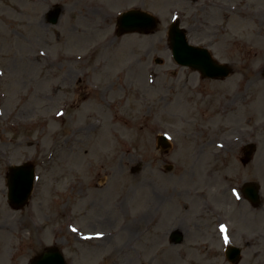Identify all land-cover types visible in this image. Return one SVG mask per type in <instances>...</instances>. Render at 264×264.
<instances>
[{
    "label": "rangeland",
    "instance_id": "obj_1",
    "mask_svg": "<svg viewBox=\"0 0 264 264\" xmlns=\"http://www.w3.org/2000/svg\"><path fill=\"white\" fill-rule=\"evenodd\" d=\"M131 8L160 24L119 34ZM175 19L232 74L178 64ZM248 142L258 150L243 165ZM27 161L37 179L16 209L8 172ZM247 180L264 188V0H0V264L49 245L67 264H201L189 241L169 243L173 228L196 226L164 190Z\"/></svg>",
    "mask_w": 264,
    "mask_h": 264
},
{
    "label": "flooded vegetation",
    "instance_id": "obj_2",
    "mask_svg": "<svg viewBox=\"0 0 264 264\" xmlns=\"http://www.w3.org/2000/svg\"><path fill=\"white\" fill-rule=\"evenodd\" d=\"M50 16L49 11L48 21ZM211 170L214 176L215 171L219 169L213 165ZM193 181L190 180L191 183ZM214 181H211L213 184H205L203 187L196 183L184 189L174 185L172 191L164 190L166 194L174 197L175 201H180L187 216L194 218L195 235L177 227L182 233V243L189 241L191 250L205 253L201 264H264V190L261 188L258 199L252 201L245 198V203L232 208L228 186L226 187L224 182ZM212 199H217L218 205L213 206ZM220 201L223 205L219 204ZM172 209L168 211L170 214ZM221 210H226V213ZM216 220L220 221L216 223ZM221 223L227 227V243L219 231ZM171 233L172 230L169 232L168 241L176 245L177 243L171 241Z\"/></svg>",
    "mask_w": 264,
    "mask_h": 264
},
{
    "label": "water",
    "instance_id": "obj_3",
    "mask_svg": "<svg viewBox=\"0 0 264 264\" xmlns=\"http://www.w3.org/2000/svg\"><path fill=\"white\" fill-rule=\"evenodd\" d=\"M60 10L53 17L57 21ZM158 24V19L151 13L141 9H130L121 14L118 19L120 33L153 31ZM171 47L175 59L193 68H198L204 75L211 77L227 76L231 69L227 65L216 62L209 50L205 47L193 45L188 41L185 29L179 24H173L170 30ZM255 145H248L245 162L251 159ZM34 165L23 164L12 167L9 178V198L16 207H22L27 202L34 187ZM30 264H67L63 253L58 246H49L43 252L35 256Z\"/></svg>",
    "mask_w": 264,
    "mask_h": 264
},
{
    "label": "bare ground",
    "instance_id": "obj_4",
    "mask_svg": "<svg viewBox=\"0 0 264 264\" xmlns=\"http://www.w3.org/2000/svg\"><path fill=\"white\" fill-rule=\"evenodd\" d=\"M110 4L113 5L112 1H110ZM4 257H5V252H4V250L1 249V251H0V259H4ZM13 264H17V263H13Z\"/></svg>",
    "mask_w": 264,
    "mask_h": 264
},
{
    "label": "snow or ice",
    "instance_id": "obj_5",
    "mask_svg": "<svg viewBox=\"0 0 264 264\" xmlns=\"http://www.w3.org/2000/svg\"><path fill=\"white\" fill-rule=\"evenodd\" d=\"M226 242H227V237L225 238Z\"/></svg>",
    "mask_w": 264,
    "mask_h": 264
}]
</instances>
